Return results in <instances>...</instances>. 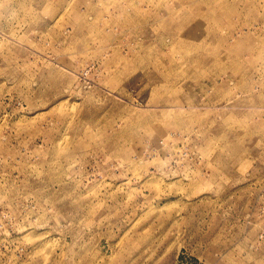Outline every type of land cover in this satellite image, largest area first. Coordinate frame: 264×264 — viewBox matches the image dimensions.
<instances>
[{"label": "rangeland", "instance_id": "obj_1", "mask_svg": "<svg viewBox=\"0 0 264 264\" xmlns=\"http://www.w3.org/2000/svg\"><path fill=\"white\" fill-rule=\"evenodd\" d=\"M0 264H264V0H0Z\"/></svg>", "mask_w": 264, "mask_h": 264}]
</instances>
